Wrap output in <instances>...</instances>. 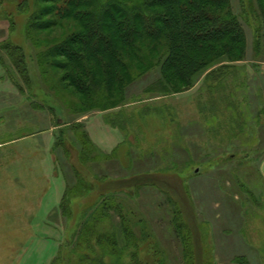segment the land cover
Here are the masks:
<instances>
[{
	"label": "rangeland",
	"instance_id": "1",
	"mask_svg": "<svg viewBox=\"0 0 264 264\" xmlns=\"http://www.w3.org/2000/svg\"><path fill=\"white\" fill-rule=\"evenodd\" d=\"M34 1L0 6V264H264L255 0H231L244 60L178 94L148 92L157 64L134 71L120 106L86 114L49 53L62 30L29 28ZM100 113L109 129L91 130Z\"/></svg>",
	"mask_w": 264,
	"mask_h": 264
},
{
	"label": "trees",
	"instance_id": "2",
	"mask_svg": "<svg viewBox=\"0 0 264 264\" xmlns=\"http://www.w3.org/2000/svg\"><path fill=\"white\" fill-rule=\"evenodd\" d=\"M255 2L260 17L254 15L259 20L255 51L264 56V0ZM231 4V0H35L29 28L62 30L49 53L53 65L63 71L61 82L75 91L86 114L120 106L134 71L141 76L157 64L162 77L151 83L148 92L178 94L191 89L216 64L227 61L218 69L221 72L244 60V22L250 18L247 13L241 17ZM13 54L24 73L22 58ZM123 228L130 239V228ZM86 230L91 232L94 226ZM113 231L117 236L118 229Z\"/></svg>",
	"mask_w": 264,
	"mask_h": 264
},
{
	"label": "crops",
	"instance_id": "3",
	"mask_svg": "<svg viewBox=\"0 0 264 264\" xmlns=\"http://www.w3.org/2000/svg\"><path fill=\"white\" fill-rule=\"evenodd\" d=\"M88 126L91 128V130L95 129H101V130H107L109 129V125L107 124V122L105 121V119L103 118V114H97L96 116H92L90 118V121L88 122ZM262 172L264 174V165L262 167Z\"/></svg>",
	"mask_w": 264,
	"mask_h": 264
},
{
	"label": "water",
	"instance_id": "4",
	"mask_svg": "<svg viewBox=\"0 0 264 264\" xmlns=\"http://www.w3.org/2000/svg\"><path fill=\"white\" fill-rule=\"evenodd\" d=\"M52 107V106H51ZM56 112V114H57V118H58V121H60V123L61 124H63V123H65L66 122V120H64V116H63V114L61 113L62 111H60V112H57V111H55ZM200 169L198 168L196 171H195V173H200Z\"/></svg>",
	"mask_w": 264,
	"mask_h": 264
}]
</instances>
